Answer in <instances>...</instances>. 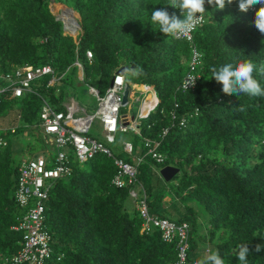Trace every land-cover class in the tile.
<instances>
[{"label": "trees", "instance_id": "trees-1", "mask_svg": "<svg viewBox=\"0 0 264 264\" xmlns=\"http://www.w3.org/2000/svg\"><path fill=\"white\" fill-rule=\"evenodd\" d=\"M173 2L0 0V73L24 64H48L56 75L63 72L51 86H46V74L32 82L30 92L1 98L0 113L7 104H18L21 122L8 132L42 137L38 125L42 102L62 109V94L55 84L67 72L77 73L75 59L82 78L96 77L99 94L114 71L125 66V81L152 87L157 98L155 106L137 118L138 132L125 131L131 139L124 141L131 143L132 150L123 153L140 157L131 185L137 189L135 197L128 194L129 185L118 187L110 182L115 169L112 159L100 153L86 160L87 164L70 157L68 175L44 182L49 185L42 201L41 226L49 236V256L41 264L173 263L174 242L162 240L152 225H142L140 201L149 214L187 223L186 259L192 249L191 235L198 234L196 226L202 219L207 234L199 238L208 241L225 264H242L237 256L245 245L250 248L246 264H264V96L226 95L212 75L213 68L229 63L235 66L250 60L257 67L264 63V34L253 23L260 5L241 12L234 2L219 10L206 0L205 20L192 32V44L200 52L193 70L197 78L192 88L180 89L188 70L189 44L164 36L151 24L152 12L161 8L184 19ZM53 3L78 14L75 38L62 30L61 20L51 10ZM86 50L90 59L84 55ZM137 69L142 73L137 74ZM253 77L264 88V75L254 71ZM143 139L158 142L156 151L162 161L145 152ZM0 140L1 262L20 247L21 231L10 226L35 199L26 206L15 202L20 159L12 157L13 146L3 134ZM133 157L124 160L132 163ZM164 165L178 168L167 181L174 182L171 201L179 204L175 208L171 203L160 206L166 202L158 173ZM256 245L261 252L253 250Z\"/></svg>", "mask_w": 264, "mask_h": 264}, {"label": "built area", "instance_id": "built-area-1", "mask_svg": "<svg viewBox=\"0 0 264 264\" xmlns=\"http://www.w3.org/2000/svg\"><path fill=\"white\" fill-rule=\"evenodd\" d=\"M250 10H253V8ZM76 27H78L77 24ZM77 30L78 28L74 30L75 35ZM75 35H73V38H75ZM180 39L189 44L190 53L187 61L188 70L182 76L179 88L188 89L194 86L191 83L193 79L197 78V74L193 70L199 62L200 52L192 44V32L189 34V37H180ZM84 55L87 59L91 57L88 50L85 51ZM73 64L77 67V70H81L77 59L73 61ZM46 74L48 75L46 86H51L61 77L63 72L56 75L48 64H24L15 67L10 72L0 73V100L3 96L14 98L19 97L25 92H30L32 82ZM146 87L137 90L139 91L138 93H143L142 99L147 95V92H151V89L147 85ZM124 89L128 91L123 73H113L111 82L108 83L102 94H99L95 87L88 86L89 94L96 101L92 113L85 112L83 107L72 100L69 102L62 100L60 103L62 106L61 110H55L45 101L42 102L39 110L38 125L41 127L45 137L47 136L48 142L55 147V150L49 156L50 158L37 154L31 158L19 160L16 169L18 174L14 188V200L20 206H26L30 199L35 200H33V204L21 216L15 218V223L10 226L13 230L21 231L20 247L12 255L2 258L0 264H21L22 262L41 264L43 259L49 256V236L41 226L43 219L42 201L46 198L49 185L44 182L68 175L71 171L70 157H73L79 163L88 160L97 153L110 157L115 168L110 182L118 187L129 185L128 194L130 197L137 195V189L131 185L135 181L136 164L140 160V157H133V162L129 163L123 158L114 155L105 143H112L114 141V134L117 131L137 133V118L145 116L153 108L154 95H152L150 104H147L144 110L140 105L135 115H122L119 109L122 106L120 98ZM93 119H97L102 137L106 142L87 135L88 128ZM183 122V118H181L179 124L181 125ZM164 132L165 129L161 131V134ZM0 142L3 143L1 140ZM143 146L145 152L150 157L154 158L157 162L162 161V154L156 151V147L158 146L156 140L143 139ZM121 150L125 154H130L132 150L131 143L123 141ZM137 208L141 217L144 218V223L142 224L144 227L152 225L159 231L162 240L174 242L175 259L171 264H184L189 247L187 223L184 221L174 222L149 214L143 201H140Z\"/></svg>", "mask_w": 264, "mask_h": 264}, {"label": "rangeland", "instance_id": "rangeland-1", "mask_svg": "<svg viewBox=\"0 0 264 264\" xmlns=\"http://www.w3.org/2000/svg\"><path fill=\"white\" fill-rule=\"evenodd\" d=\"M51 10L54 13L55 17L60 19L61 23V28H62V23H63V31L71 35H75L74 30L77 29L76 24H78V15L76 12L72 11L66 6H63V4L59 3H53L51 5ZM69 12H68V11ZM65 14H70L72 21L70 22V18L68 16H65ZM74 20V21H73ZM65 77V78H64ZM63 79L61 81H58L55 84L56 89H59L62 94V100L63 101H73L77 103L79 106L83 107L85 112L92 113L96 101L94 97L89 94L88 92V86H94L96 85V77L90 78H82L77 75V73H70L67 72L66 75H64ZM142 95V94H141ZM147 96V95H146ZM149 95L146 97V100L148 99ZM140 100L141 98L137 97L134 99H128V102L125 105H122L120 107V114H136L140 107ZM156 104V97L154 94V101H153V106ZM7 109L3 112L0 113V134H3V137L8 139L9 142H11L13 146V152H12V157L14 159H22V158H31L37 154H42L44 157L48 158L49 154H52L55 150V147L52 144H48L47 138L36 135L33 138L27 137L26 133L24 134L23 132H17L15 134L8 132L7 130L10 129L11 127H15L16 125L20 124V119L18 118L17 115V108L18 104L17 102H11L7 104ZM139 119V118H138ZM87 135L100 140L102 142H106L101 134L100 131V126L98 124L97 119H93L91 122ZM47 137V136H46ZM44 139V140H43ZM130 134L128 132H119L117 131L114 135V141L111 143L107 142L105 143L111 151L117 155L120 156L121 158H125L126 156L132 161L133 155H125L123 151L121 150V144L124 140H130ZM139 144V141H138ZM88 161H84V164H87ZM162 180V187L165 191L163 194L165 198L164 201L165 203L160 202V206H164V204H172L173 207H177L176 205H179L177 202L171 201V196L172 193L171 191L174 190V182H170L167 184V181L164 179ZM182 209V207H181ZM199 212V209H198ZM200 218V216H199ZM201 223L197 224L196 226V231L198 234H192L191 235V244H192V249L187 255V259L185 261V264H199V261L210 255L208 250L211 247V244H208L207 242H202L200 237V234H204V228H206L205 223L202 219L199 220ZM206 230V229H205ZM207 234V233H206ZM208 235H206L207 237ZM217 240L215 238L213 242ZM210 245V246H209ZM212 253V251H211Z\"/></svg>", "mask_w": 264, "mask_h": 264}, {"label": "clouds", "instance_id": "clouds-1", "mask_svg": "<svg viewBox=\"0 0 264 264\" xmlns=\"http://www.w3.org/2000/svg\"><path fill=\"white\" fill-rule=\"evenodd\" d=\"M205 2L206 0H174L172 6L180 10L184 19L178 18L175 14L170 15L166 8H161L152 12L151 24L154 30H159L164 36L189 37V34L205 20ZM234 2H238V8L241 12H247L256 5H260L255 11L253 23L255 28L264 34V0H207L208 5L219 10L225 9L226 6L232 5ZM254 71L264 75V63L259 67L250 60L235 66L229 63L219 69L213 68L212 75L217 83L222 84V92L226 95L239 96L243 93L252 97H261L264 96V88L254 79ZM136 72L141 74L142 69H137ZM195 80L193 79L191 84L194 85ZM253 250L259 253L262 249L260 245H256ZM249 252L248 246L240 247L237 258L242 264H246ZM199 264H225V261L218 252H213L200 260Z\"/></svg>", "mask_w": 264, "mask_h": 264}, {"label": "crops", "instance_id": "crops-1", "mask_svg": "<svg viewBox=\"0 0 264 264\" xmlns=\"http://www.w3.org/2000/svg\"><path fill=\"white\" fill-rule=\"evenodd\" d=\"M60 4V3H59ZM64 6V5H63ZM78 15V14H77ZM80 72H81V70L79 71V70H77V75L79 76V77H81L82 75H80ZM93 87V86H92ZM144 88H147L146 87V85L145 84H136V85H133V84H131L130 82H127V89H128V91H127V94H126V96H127V99H134V97L136 98L137 97V99L140 97L141 98V100H140V105H141V107H142V109H144V107L148 104H150V101H151V97H152V95H154V93H151V92H154L153 91V89H152V87H150V86H148V88H150L151 90V92H147V96L149 95V102H146V95H145V97L142 99V96H143V93L141 92V93H138L139 91H137V90H139V89H144ZM142 94V95H141ZM145 103H146V105H145ZM134 115V114H133ZM211 251H212V253L214 252L213 250H211V249H209L208 250V252L210 253V254H212L211 253Z\"/></svg>", "mask_w": 264, "mask_h": 264}, {"label": "water", "instance_id": "water-1", "mask_svg": "<svg viewBox=\"0 0 264 264\" xmlns=\"http://www.w3.org/2000/svg\"><path fill=\"white\" fill-rule=\"evenodd\" d=\"M62 29H63V24H62ZM124 69H125V66H120L114 71V73L122 74L124 72ZM110 82H111V78L109 80V83ZM126 94H127V90L124 89L122 94H121V98H120V102H121L122 105H125V103H126ZM177 172H178V168L174 167V166H171V165H164V166H162V167H160L158 169L159 175L165 181H168Z\"/></svg>", "mask_w": 264, "mask_h": 264}, {"label": "bare ground", "instance_id": "bare-ground-1", "mask_svg": "<svg viewBox=\"0 0 264 264\" xmlns=\"http://www.w3.org/2000/svg\"><path fill=\"white\" fill-rule=\"evenodd\" d=\"M69 12V11H68ZM65 16H68L70 19H71V15L70 14H65ZM72 21V19L70 20V22ZM149 98V97H148ZM150 100L149 99H147L146 100V102H149ZM145 105H146V103H145ZM144 110V109H143Z\"/></svg>", "mask_w": 264, "mask_h": 264}]
</instances>
